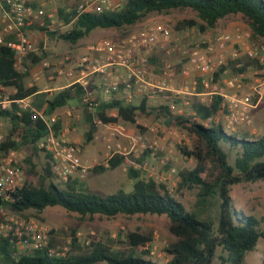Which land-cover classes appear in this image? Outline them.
Returning a JSON list of instances; mask_svg holds the SVG:
<instances>
[{
	"label": "trees",
	"instance_id": "trees-1",
	"mask_svg": "<svg viewBox=\"0 0 264 264\" xmlns=\"http://www.w3.org/2000/svg\"><path fill=\"white\" fill-rule=\"evenodd\" d=\"M190 9L200 23L184 20L177 29L196 27L200 31L213 29L217 23L227 17L239 15L251 33L252 40L264 42V0H127L123 9L114 13L100 15H82L73 25L71 32L61 34L60 39L76 44L95 29H121L139 23L150 13H164L170 10ZM0 82L17 89L16 97L34 96L32 105L44 109L45 115L52 114L70 101L81 100V89L65 88L48 97L39 92L38 87H26L25 75L13 68L12 52L0 49ZM220 98L209 106L193 104V109L201 119H207L219 109ZM115 111L116 116L108 115ZM146 111L145 101L139 106L126 104L120 100L102 103L95 110V118L101 124L123 123L135 125L138 112ZM147 113L172 116L167 109H148ZM11 128L0 143V153L6 154L25 145L36 149V143L45 135L46 127L39 118H31L29 112L21 117L10 114ZM178 127L185 132L190 145L178 147L182 156L196 161L194 168L178 174L179 189H198L196 205L203 207L208 198L217 195L219 212L216 226L213 222L201 219L198 212H189L169 191L164 183L142 175V170L129 166L126 175L132 181V193L121 192L104 197L82 191L79 182L74 180L60 189L46 179L54 177L51 173L48 154L44 174L37 186L24 183L12 195L9 205L14 213L28 210L36 214L48 207H61L79 218L92 220L95 216L113 218L118 215H158L169 220L168 230L176 240L164 247L169 259L164 264H213L218 259L220 264H244L245 254L253 251L260 240H264V217L245 215L235 209L230 196L231 188L242 183L264 181V163L259 161L264 156V135L257 140L239 138L227 133L223 127L212 125L205 127L184 117L172 116ZM93 114L86 113L87 130L83 145L91 143L97 131ZM60 125V120L57 126ZM19 138L16 142L13 139ZM147 154H144L146 156ZM233 155V164L229 163ZM144 156L137 163H142ZM125 156L114 154L107 160V167L97 166L93 172L113 170L124 164ZM30 172L33 165L29 158ZM184 197L183 195H181ZM128 247L125 250H113L105 243L91 242L82 248L75 231H71L69 252L63 258H50L43 250H35L13 258L14 249L8 240H2L1 262L4 264H157L151 260L148 243L150 238L137 233L127 236ZM51 245L53 243L51 242ZM220 249V255L217 250Z\"/></svg>",
	"mask_w": 264,
	"mask_h": 264
},
{
	"label": "built area",
	"instance_id": "built-area-1",
	"mask_svg": "<svg viewBox=\"0 0 264 264\" xmlns=\"http://www.w3.org/2000/svg\"><path fill=\"white\" fill-rule=\"evenodd\" d=\"M126 1L0 0V49L5 47L12 52L13 68L17 73L28 74L31 70L28 56L37 54L34 29L60 37L72 31L80 16L118 12ZM121 29V38H101L89 44L87 52L78 57L63 55L55 62L42 61L39 70H33L32 75L37 79L43 71L53 68L56 78L63 79L68 88L81 89V103L91 112L112 100L134 105V100L140 98L141 102L145 101V107L164 108L205 127L221 119L223 129L229 133L252 124V111L264 96V45L250 44L249 31L222 32L189 46L183 45L181 38H188L194 32L193 27L185 28L181 37L173 36L171 28L159 22H140ZM157 48L168 56L178 54L186 61L181 69L184 81L181 88L173 84L171 63L163 65L161 76L154 74L150 52ZM241 56L260 67L252 72L256 77L248 89L244 84V67L240 63L234 64ZM16 94L14 86L0 82V143L11 128L10 114L21 117L22 113L29 112L31 118H39L46 133L36 143V148L49 155L51 173L59 183L84 181L90 169L107 167V160L114 154L124 155V164L141 170H146L148 165L144 160L140 164L136 162L142 154H147L151 161L156 160V140L130 134L116 122L103 125L110 135L125 141L122 152L111 153L102 164L94 165L97 164L95 161L83 159L81 146L70 137V126L63 123L57 126L56 115H45L44 109L37 110L31 96L19 98ZM216 98H220L218 111L201 119L193 104L209 107ZM187 109L190 110L187 112ZM13 140L18 142L19 138ZM117 148H121L119 143ZM20 149L0 153V247L2 240H8L14 249L13 258L35 250L45 251L50 258H63L69 252L70 242L62 247L51 245L52 237L46 225L35 219L18 217L19 213L10 210L12 195L24 184ZM127 154H132L133 160L127 159ZM160 163L165 164L162 160ZM84 244L89 245V240ZM0 264H4L1 251Z\"/></svg>",
	"mask_w": 264,
	"mask_h": 264
},
{
	"label": "rangeland",
	"instance_id": "rangeland-1",
	"mask_svg": "<svg viewBox=\"0 0 264 264\" xmlns=\"http://www.w3.org/2000/svg\"><path fill=\"white\" fill-rule=\"evenodd\" d=\"M184 20H193L200 23L196 14L190 9H174L164 13H150L140 22L145 24L151 22L162 23L171 28L173 36H177L186 30L185 28L177 29L178 23ZM238 26L243 27V30H248L241 18L233 15L227 16L221 19L213 29H207L202 32L198 28L193 27L194 32L188 38H181V41L183 45L192 46L191 44L193 42L202 41L209 37L212 38L218 33H230L242 30L237 29ZM230 27L235 28L230 30ZM34 30L36 32L35 47L37 54L32 53L28 56V65L31 63V70H39L38 65L45 60L55 62L63 55H71L75 57L81 56L87 52V46L89 44L101 38L119 39L123 34V29L106 30L108 32L106 34L102 29H95L87 37L81 39L76 44H71L68 41L60 39L59 36L48 33L44 34L40 29ZM248 42L254 45H264L263 41L252 40L251 33ZM235 49L238 50L239 47L235 46ZM150 56L151 66L156 76H161L163 65L165 63H171L173 66V84L178 88L183 86L184 81L181 76V69L184 62H186L184 59H181L178 54L168 56L158 48L151 50ZM235 63H240L242 67H244L243 72L246 74L244 84L245 88L248 89L254 84L253 80L256 77L254 75L252 76V72L259 70L260 67H258L254 61L245 56H241L236 62H234V64ZM231 67L233 68V66ZM248 68L251 70H247ZM52 69L53 68L43 71V77H53L52 79L55 80L56 76L55 73L52 72ZM26 76H28L27 78L30 77V75ZM190 77L192 79L195 78L194 73H192ZM57 82L58 84H61L62 80L59 79ZM197 89H200V86H198ZM191 101H194V99L191 98ZM260 101L259 106L252 111V124L250 126L241 127L233 133L234 135L248 140H257L264 135V96ZM140 102V98L135 99L134 105L139 106L141 104ZM75 104L76 109L79 110V120L78 124L73 123L70 126L74 129L73 132L76 135V141L82 148L83 158L90 162L94 158L93 161L97 163L94 165H99L102 164L111 153L122 152V147L126 144L125 141H122V139H119L116 136L110 135L106 126L101 124L95 118V111H89L85 105L79 103L77 100L75 101ZM151 108H153V106L146 107L144 113L138 112L135 125L123 123L122 121L117 122L130 134H141L149 140L154 139L158 142L155 161H151L147 156L142 154L144 156V161L148 164L146 170H142V175L145 177H151L157 182L164 183L170 193L183 204L187 211L198 212L201 219L211 221L216 226L220 203L218 196L213 195L211 198L207 199V202L203 207H198L196 205L198 189L193 188L187 190L179 189L178 187L179 172L183 170H191L196 164L195 160L185 158L178 150L180 145H190V140L187 135L178 127L172 117L178 115L170 113L169 111L168 112L172 116H168L165 113L158 115H156V113H147V110ZM189 110L190 109H187L186 111L188 112ZM86 113L93 114L95 123L97 124V131L94 135L93 141L87 145H83L84 134L88 127L84 121ZM108 115L115 117L116 112L109 111ZM219 124L222 126L221 119L214 123V125ZM108 139H110V142L108 143L111 147L106 148L107 152L104 154L105 149L101 141H108ZM118 143L121 145L120 149L117 148ZM20 155L23 161L21 168L24 173V183L37 186L39 184V178L44 174L47 156L43 151L37 148L33 150L30 145L21 147ZM26 158H29L33 165L32 173L30 172L31 167L29 164L24 162V159ZM126 158L133 160V155L127 154ZM161 160L165 162L164 165L160 163ZM259 161L264 163V156L259 159ZM229 163L233 164V155H230ZM127 167L128 164L125 163L113 170L96 173L90 169L88 174L89 177L87 176L84 181L80 182L79 187L84 192L101 197L118 192L125 195L131 194L133 190L132 181L126 175ZM49 181L55 183L60 189L64 188L65 184L59 183L54 177L46 179L45 184ZM262 183H264V181L242 183L233 186L231 188L230 196L233 200V206L235 209L242 211L245 215H253L257 218L262 217L260 215L263 213L264 208H261L263 207L262 201L258 199L261 194L264 193V187L256 189V187L262 185ZM257 205H260V207ZM16 216L27 220L35 219L46 225L50 230L52 243L55 247L67 245L71 239V231H75L83 249L87 247V245L84 244V241L89 240V244L91 242H101L105 243L113 250H125L128 247V234L137 233L142 236H147L150 238L148 246L152 253L151 260L157 264L166 263L169 257L165 254L163 249L176 240L168 230V218L163 215H118L113 218L95 216L92 220H89L88 218L82 219L76 214L68 213L61 207H48L40 214L28 210L21 214H17ZM217 255H220V249L217 250ZM213 264L220 263L218 259H216ZM244 264H264V240H260L253 251L245 254Z\"/></svg>",
	"mask_w": 264,
	"mask_h": 264
},
{
	"label": "crops",
	"instance_id": "crops-1",
	"mask_svg": "<svg viewBox=\"0 0 264 264\" xmlns=\"http://www.w3.org/2000/svg\"><path fill=\"white\" fill-rule=\"evenodd\" d=\"M236 16H238L240 18L239 15H236ZM233 28H235V27H230L229 29L233 30ZM237 29H242V30H237L235 32H248V31L250 32L248 27H247L248 30H243V27H241V26H238ZM102 30L106 34V33H108L106 30H110V29H102ZM235 32H230V33H235ZM32 71L33 70H30L28 72V74L27 73L25 74V86L26 87L36 86V87H38L39 92L46 93L48 95V97H51L53 95V93H55V92L61 91V90L65 89V88H68L67 83L61 78H56L55 80H53L52 79L53 77H43L44 75H40L37 79H35L34 76L32 75L33 74ZM26 75H30V77L27 78L28 76H26ZM59 79L62 80L61 84H58V82H57ZM47 80H52V81H47ZM31 98L34 99V96H31ZM75 101L76 100L68 102V104L66 106H64L62 108H59V109H56L52 113V114H54V115H56L58 117V119L60 120V124L63 123L64 126H68V127L71 124H73V123H77L78 124V120H79L78 112H79V110L76 109ZM78 102L81 103V100H79ZM260 102L261 101H259V103L256 105V107L254 109H256L259 106ZM71 129H72V131L70 133L71 139L72 140H77L75 138L76 135L73 132L74 129L73 128H71ZM108 142H109V140L108 141H103V142L101 141V143L103 144V147L105 149L104 150V154H106V152H107L106 148H110L111 147ZM83 159L86 160L85 158H83ZM93 160H94V158H93ZM86 161H88V160H86ZM94 173H96V172H94ZM260 187H264V183H262V185H259L258 187H256V189H258ZM258 200L262 201L263 207H261V208H264V193L261 194V196L259 197ZM257 206L260 207V205H257ZM260 216L264 217V210H263V213Z\"/></svg>",
	"mask_w": 264,
	"mask_h": 264
}]
</instances>
